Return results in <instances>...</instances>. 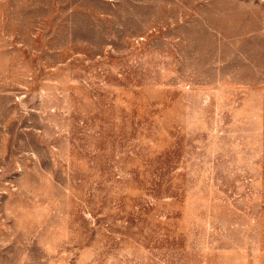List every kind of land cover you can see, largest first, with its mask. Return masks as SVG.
I'll use <instances>...</instances> for the list:
<instances>
[{"label": "rangeland", "instance_id": "1", "mask_svg": "<svg viewBox=\"0 0 264 264\" xmlns=\"http://www.w3.org/2000/svg\"><path fill=\"white\" fill-rule=\"evenodd\" d=\"M0 264H264V0H0Z\"/></svg>", "mask_w": 264, "mask_h": 264}]
</instances>
